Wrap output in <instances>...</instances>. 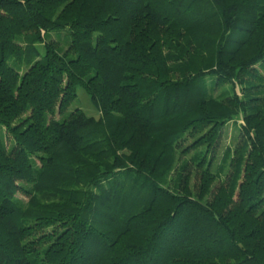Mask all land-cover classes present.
I'll return each mask as SVG.
<instances>
[{
    "label": "trees",
    "instance_id": "1",
    "mask_svg": "<svg viewBox=\"0 0 264 264\" xmlns=\"http://www.w3.org/2000/svg\"><path fill=\"white\" fill-rule=\"evenodd\" d=\"M260 63L264 0H0V264H264Z\"/></svg>",
    "mask_w": 264,
    "mask_h": 264
},
{
    "label": "rangeland",
    "instance_id": "2",
    "mask_svg": "<svg viewBox=\"0 0 264 264\" xmlns=\"http://www.w3.org/2000/svg\"><path fill=\"white\" fill-rule=\"evenodd\" d=\"M64 36V33L60 35V37ZM259 69L264 70V63H260ZM229 88V86H228ZM238 92L240 93L239 88L237 89ZM76 98L70 105L68 111L74 109V108H80L85 114L90 115V116H95L97 117L98 115V110L92 105L90 102V99L85 92L84 88L81 85H78L76 87ZM58 117V116H57ZM240 121L238 122H228L224 127L222 131V136H221V141L219 143L217 153L215 156V161L213 163V171L217 169V166L220 162V158L223 154V151L225 150L226 147L228 148H234L237 144L238 141V135L240 133L239 129V124ZM225 172L228 170V167L225 166ZM224 178V172H221V179Z\"/></svg>",
    "mask_w": 264,
    "mask_h": 264
}]
</instances>
